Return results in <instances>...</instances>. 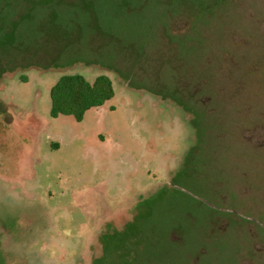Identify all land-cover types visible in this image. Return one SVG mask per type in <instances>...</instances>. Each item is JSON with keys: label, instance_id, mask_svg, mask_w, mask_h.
<instances>
[{"label": "rangeland", "instance_id": "rangeland-1", "mask_svg": "<svg viewBox=\"0 0 264 264\" xmlns=\"http://www.w3.org/2000/svg\"><path fill=\"white\" fill-rule=\"evenodd\" d=\"M56 2L0 0L37 40L0 45V264L225 263L208 218L255 196L264 222V0ZM65 75L115 96L53 118Z\"/></svg>", "mask_w": 264, "mask_h": 264}, {"label": "trees", "instance_id": "trees-1", "mask_svg": "<svg viewBox=\"0 0 264 264\" xmlns=\"http://www.w3.org/2000/svg\"><path fill=\"white\" fill-rule=\"evenodd\" d=\"M16 11L13 10L7 13V19L11 20L9 22L13 24L11 28H6L5 24L2 25L0 23V33L2 36H0V40H2L0 45L5 48L2 51L1 56L2 54H4V51H11L14 48L20 49L21 51L25 50L26 52H29L36 45V39H34L31 35H28L27 38H23V32H21L22 27L25 23L22 21V19L26 17H32L29 14L25 13L27 11L29 12V9H25L24 12L21 11V14L19 15V12ZM15 14H17L18 16L22 14L25 15L23 16V18L21 17V20H19L20 18L18 19L17 17H15ZM70 39L71 38H69L68 41ZM31 41L33 42L32 46H30ZM46 44V54L48 56L50 54V49L48 43ZM263 60V58L258 60V67L252 73L253 78L251 84L254 85L256 88H261V91L264 94V71L260 72L261 69H264V64L260 66ZM38 64L40 65V63ZM233 95L235 98L239 95V93H233ZM114 96V85L107 76H99L93 82H89L83 76L80 75H65L60 78L59 82L55 85L51 92L50 114L53 118H58L60 116H72L75 118L76 121L80 122L83 120L84 115L87 111H89L90 109L102 107L112 98H114Z\"/></svg>", "mask_w": 264, "mask_h": 264}, {"label": "flooded vegetation", "instance_id": "flooded-vegetation-1", "mask_svg": "<svg viewBox=\"0 0 264 264\" xmlns=\"http://www.w3.org/2000/svg\"><path fill=\"white\" fill-rule=\"evenodd\" d=\"M55 4L68 5L69 3H67V0H57ZM234 204L239 206L240 211L227 208L222 211L224 213L223 215L219 214L218 216L208 218V220L210 219L209 225L212 226H210L211 231L216 232L217 235L224 234L225 238H228L227 242L226 239H223L217 243L219 246H223V251L229 252V258L226 262L232 260L231 264L238 263V261L236 262V252L238 250L245 251L243 245L250 244L248 240L252 235H254L256 238V244H264V222L259 218L262 208L260 204L257 203L256 197L246 196L245 198L243 196H238V199H235ZM245 212H247L248 215ZM211 239H213V237ZM198 246L199 244L195 242L193 247L196 249ZM231 251H233V253ZM217 254L222 255L220 252ZM261 261L262 260H256V264H262Z\"/></svg>", "mask_w": 264, "mask_h": 264}]
</instances>
